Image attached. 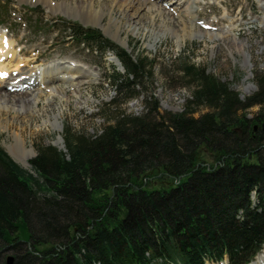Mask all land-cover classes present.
Instances as JSON below:
<instances>
[{
	"label": "trees",
	"instance_id": "1",
	"mask_svg": "<svg viewBox=\"0 0 264 264\" xmlns=\"http://www.w3.org/2000/svg\"><path fill=\"white\" fill-rule=\"evenodd\" d=\"M39 22L66 43L114 52L125 73L111 77L117 97L100 132L66 129L65 149L37 145L31 170L0 147V264L8 251L14 264L253 262L264 247V71L243 100L185 63V110L160 113L150 94L135 115L122 106L153 73L147 57L98 28Z\"/></svg>",
	"mask_w": 264,
	"mask_h": 264
},
{
	"label": "rangeland",
	"instance_id": "2",
	"mask_svg": "<svg viewBox=\"0 0 264 264\" xmlns=\"http://www.w3.org/2000/svg\"><path fill=\"white\" fill-rule=\"evenodd\" d=\"M86 1L88 2V0H0V48L5 47L3 54H0V84H3V92L13 91L4 84L11 81V78L29 75L32 70L40 71L44 65L51 62L56 63L47 65L43 70L48 72L52 65L64 70L69 67L63 65L70 64L92 73L91 80L74 90L66 89V85L57 83L55 87H64L67 94L62 100L54 99L49 106L47 101L49 90L45 85L40 86L42 92L38 107L35 108L36 114L31 116L29 111L21 112L18 122L20 125L16 124L14 128H6L3 116H0V147L25 169H32L31 159L37 154V145L52 144L65 149L66 129L86 134L100 132L108 124L106 117L109 115L106 111L117 97L111 77L115 70L125 73L114 52L102 56L100 53L84 49L83 46L78 47L75 43H66L62 36L52 32V27L42 25L39 22L41 18L56 21L60 25L67 20L85 27L98 28L115 45L136 56L148 58L152 63L153 73H148L142 86L137 88L141 90V96L122 106L127 113L143 114L146 111V99L150 94L155 96L160 113L184 111L193 90L183 78L185 63L205 67L207 73L215 75L231 89L240 93L243 100L257 91L254 74L264 71V0H200L193 5L194 12L196 11L194 15H198L194 25L199 32L186 38L182 37L184 34L182 28L184 22H189V18L184 12L178 10L179 14L170 16L169 22L165 19V14L161 16L155 11L149 13L147 9L136 7L131 13L141 18L142 27L137 33H133L127 29L126 20H121L118 31L115 28L111 29L118 33V39L105 33L112 17L121 19L119 8L115 7L110 14L111 0H92L91 4ZM100 7L108 8V13L100 22L96 24L90 22L94 19L89 17L90 9L94 11ZM204 26L208 30H204ZM168 27L176 30L182 38L178 41L171 33L163 35V31ZM230 27H233L234 34L241 41L246 42L247 65L246 56L238 53L228 41L219 38L211 40L209 36L224 35ZM200 31L209 35L200 37ZM4 40L8 46H4ZM258 110L259 107L251 108L248 117H252ZM206 111V108H201L195 116ZM55 114L60 115L57 127L46 122L49 115L52 118ZM14 115L8 116L10 120ZM23 120L25 123H21ZM21 124L24 128L25 149L18 160L11 153V145L16 144L15 137H20ZM20 141L19 144L22 146V139ZM27 154L32 155L28 160L29 166L26 163ZM6 256L8 260L9 256L14 255L8 251Z\"/></svg>",
	"mask_w": 264,
	"mask_h": 264
},
{
	"label": "bare ground",
	"instance_id": "3",
	"mask_svg": "<svg viewBox=\"0 0 264 264\" xmlns=\"http://www.w3.org/2000/svg\"><path fill=\"white\" fill-rule=\"evenodd\" d=\"M199 1L200 0H111L112 5L110 6V11L108 10V8H104V7H100L99 9H96L94 11H91L90 9L91 15H89V17L91 16L92 18H94L93 21L90 22L96 24L101 20H103V18L105 17L106 13H108V11L111 14L113 12V9L115 7H118L119 13L121 12L120 13L121 19L112 17V19L109 22V27L106 29L107 32L105 33L106 35L108 33L109 35L113 36L115 39H118L117 38L118 33L113 32L111 29L115 28L116 31H118L120 29L121 20H126V23L128 24L127 29L133 33H137L140 30V27H142L141 18H138L136 14L131 13V11L136 7L139 9L141 8L147 9L149 13L155 11L158 15L161 16L165 14L166 15L165 19H168L169 22L172 16L179 14L178 13L179 10L184 12V14L187 15L189 18V22H184L182 28V32L184 33L182 37L186 38L190 36L192 37L194 34H197L199 32L196 30L197 26L194 25V22H196L195 18H197L198 15L197 13H196L197 16L194 15L196 11L194 12V8H193L194 3H197ZM88 2L91 4L92 0H88ZM88 2L86 1V3ZM158 3H164V5L163 4L159 5ZM84 7H86V5H84ZM83 10H85V8H83ZM167 16L169 18H167ZM229 25H231V23ZM204 30H208L207 27H205ZM233 31H234L233 27H230L227 29L224 35H219V34L209 35L207 32L204 31H200L199 35L200 37H207L209 35L211 40L219 38L228 41L238 53H241L246 56L245 65H247L248 57L245 52L246 42L241 41L239 37H237L236 34H234ZM167 33L173 34L178 39V41L182 38L178 35V32L174 30L172 27H168L165 31H163L162 34L164 35ZM6 42L7 41L4 40V46H8ZM4 50L5 47L0 48V54H3ZM51 63H56V62H51ZM51 63H48L47 65ZM57 63L63 65L60 62ZM47 65H44L40 71L32 70V72L29 75L27 74L19 75L17 77L11 78V81L4 83L5 85L7 84V86L13 90L11 92L7 90L3 92L2 91L3 84L2 83L0 84V108H1L0 116H3V120L5 121L6 128L11 129L16 127L15 126L16 124H19L18 122H20L19 118L21 117L20 115L21 112L29 111L31 116L36 114L35 108L38 107L37 103L41 96L40 93L42 92L40 86L45 85L49 90V97L47 98L48 106H49V103H51L54 99L62 100L64 95L67 94L66 89L74 90L79 85L86 83L92 78V73L90 71H88L87 69L80 68L76 65L75 66L70 64L63 65L64 67L71 68V69L67 68L64 70H62V68H59V66L52 65L49 71L46 72L43 69L47 67ZM57 83H62L66 85V89L61 86L55 87ZM44 112L47 113V111ZM11 114H15L11 118L12 120H10V118L8 117ZM59 118H60L59 114L53 115L52 118L49 115L46 122L51 124L53 127H57L59 124ZM22 122L25 123L24 120L21 121V123ZM23 131L24 128L21 124L20 137H15L16 144L11 145L12 147L11 153L18 160L20 159V155H23L22 152L25 149ZM21 139H22V143H21L22 146H20L19 144V141ZM31 156H32L31 154L26 155V163L28 164V166L30 165L28 163V160L31 158ZM258 256H257L258 257L257 260L253 261L251 264H264V251L263 253L261 252Z\"/></svg>",
	"mask_w": 264,
	"mask_h": 264
},
{
	"label": "water",
	"instance_id": "4",
	"mask_svg": "<svg viewBox=\"0 0 264 264\" xmlns=\"http://www.w3.org/2000/svg\"><path fill=\"white\" fill-rule=\"evenodd\" d=\"M14 259H15V257L14 256H9L8 257V264H13V262H14Z\"/></svg>",
	"mask_w": 264,
	"mask_h": 264
}]
</instances>
